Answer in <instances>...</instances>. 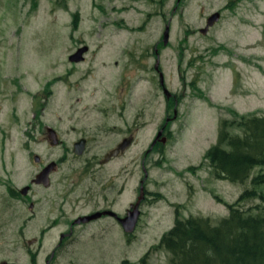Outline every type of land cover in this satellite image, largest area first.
<instances>
[{
	"label": "rangeland",
	"instance_id": "obj_1",
	"mask_svg": "<svg viewBox=\"0 0 264 264\" xmlns=\"http://www.w3.org/2000/svg\"><path fill=\"white\" fill-rule=\"evenodd\" d=\"M227 109L264 112V0H0V264H168L159 242L177 215L215 222L248 185L215 178L203 157ZM51 161L50 187L30 182ZM145 169L132 233L109 216L74 221L50 256L77 216H125Z\"/></svg>",
	"mask_w": 264,
	"mask_h": 264
},
{
	"label": "trees",
	"instance_id": "obj_2",
	"mask_svg": "<svg viewBox=\"0 0 264 264\" xmlns=\"http://www.w3.org/2000/svg\"><path fill=\"white\" fill-rule=\"evenodd\" d=\"M227 114L203 157L215 178L248 185L215 222L177 215L159 242L170 254L168 264H264V207L255 205L253 212L240 205L250 198L264 202V112ZM147 257L140 262L148 264Z\"/></svg>",
	"mask_w": 264,
	"mask_h": 264
},
{
	"label": "water",
	"instance_id": "obj_3",
	"mask_svg": "<svg viewBox=\"0 0 264 264\" xmlns=\"http://www.w3.org/2000/svg\"><path fill=\"white\" fill-rule=\"evenodd\" d=\"M219 18V13L218 12H215L213 13L211 16L208 17L207 19V23H206V26L202 29V32H205L209 26H211L214 21L218 20ZM168 35H169V26L167 25L165 27V30H164V33H163V42L164 44H166L167 40H168ZM87 49L86 46H83V47H80L78 48L75 52L71 53L68 57L69 61L71 62H79L83 59V52ZM157 63H158V60L156 62V67H157ZM159 76H160V79H161V82H162V73L159 72ZM164 89V93L166 95V97H168L170 94L169 92L167 91L166 88H163ZM51 135H53L52 132H50ZM161 134V131H159L157 133V136L156 138ZM156 141V139L154 140V142ZM162 141L164 142V138L162 139ZM153 142V143H154ZM130 144V140L129 139H124L121 143H119L117 145V147L113 150H111L107 156H106V159L112 157V156H115L117 155L121 150H124V148L126 146H128ZM83 149H84V141L83 140H80L78 142L75 143V149H74V152L76 154H81L83 152ZM37 159V158H36ZM105 159V160H106ZM55 165L54 162H51V164L47 165L45 168H43L40 173L38 175H40L41 177L37 180H35V182L37 183H40L42 182V179L45 178L47 172L49 169H51V167ZM44 176V177H43ZM143 184V180L141 181V186ZM143 186L140 187L139 189V196L137 197L136 201L132 204H130V207L132 208V210H128L127 211V214L126 216L122 217V218H118L120 220V222L122 223V227L124 229V231L126 233H132L133 230L135 229V225H136V222H137V218L139 216V209H138V206L143 198ZM26 188L23 189V191H25ZM99 214L98 213H95L93 215H89V216H83V219L82 221H86V220H89V219H92V218H95L97 217ZM114 215L116 216V214L114 213ZM117 217V216H116ZM77 221H80V220H77Z\"/></svg>",
	"mask_w": 264,
	"mask_h": 264
},
{
	"label": "flooded vegetation",
	"instance_id": "obj_4",
	"mask_svg": "<svg viewBox=\"0 0 264 264\" xmlns=\"http://www.w3.org/2000/svg\"><path fill=\"white\" fill-rule=\"evenodd\" d=\"M48 129L50 130V132L53 133V135H49L48 138H47V140L49 141V143L51 142V144H57L59 141H58V139H57V136H56L55 131H54L52 128H48ZM84 134H85V133H84ZM84 134H82V135H81L80 137H78V138H75V139L72 141V152H73L74 156H78L77 154L74 153L75 143H76V142H78V141H80V140H83V141H84V145H85L84 147H86V144H87V142H88V138H87V136L84 135ZM129 139H131V138H129ZM84 150H85V148H84ZM110 151H111V150H110ZM110 151H109V152H110ZM109 152H106V153L104 154V156H103L101 159H99V164H100V165H104V164H107L108 162H111L112 159L116 158L118 155H120V154L122 153V152H119V154H118L117 156H112V157L106 159V156H107V154H108ZM105 159H106V160H105ZM38 160H40L39 157H38ZM51 162H54L55 165L52 166L51 169L48 170V172H47L45 178L42 179V182H40V183L43 184V185H42V184H41V185L44 186V187L47 188V189H48V187H50L49 185H51V173L57 171V166H56L57 162H55V161H51ZM48 163H50V162H48ZM46 164H47V163L43 164L42 167L39 168V169L37 170V172L34 174V177L30 180V182L35 183V184H39V183L35 182V180H37V179H39V178L41 177L40 175H38V174L40 173L39 171H40V170H41ZM69 173H70V172H69ZM69 173H67V174H69ZM67 174H66V175H67ZM43 177H44V176H43ZM52 182H53V181H52ZM30 207L33 209V203H31ZM112 211H113L112 209H108V208H106V209H100V210H96V211H94V212L88 213V215L85 214V215H79V216H77V217L73 220V222L70 224L69 231H68L67 233H63V232H61V233L59 234V242L57 243V245H56V246L53 248V250L51 251L50 256H52V258H53L54 255H55L56 250H58V249L61 247L62 243H64V242L66 241V239H67V238L73 233V231H74V229H73V224H74L75 222H76L75 224H79V225L82 224V225H85V224L91 223V222H93V221H96V220H98V219H100V218H102V217H104V216H109V217H112L113 219L117 220L120 224H122V223L120 222V220L118 219V217H115L114 212H112ZM95 213H98L99 215H98L97 217H95V218H92V219H89V220H86V221H85V220L82 221L83 216H89V215H93V214H95ZM33 215H34V214H33ZM77 220H80V221H77ZM74 221H75V222H74ZM84 223H85V224H84Z\"/></svg>",
	"mask_w": 264,
	"mask_h": 264
}]
</instances>
